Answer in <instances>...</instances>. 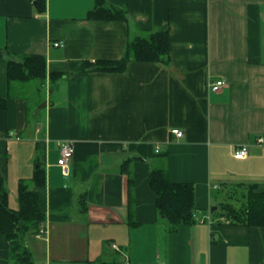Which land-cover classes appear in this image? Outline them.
I'll use <instances>...</instances> for the list:
<instances>
[{"label": "crops", "instance_id": "crops-1", "mask_svg": "<svg viewBox=\"0 0 264 264\" xmlns=\"http://www.w3.org/2000/svg\"><path fill=\"white\" fill-rule=\"evenodd\" d=\"M106 1L126 20L88 19L96 0H0V184L13 210L21 180L40 193L45 233L26 243L34 263L264 264V226L209 214L227 188L264 192V0ZM167 27L168 64L87 67ZM26 55L46 59L44 80L9 85L8 62ZM62 141L75 143L68 177ZM156 168L194 184L195 223L168 230L150 186ZM0 264H15L1 233Z\"/></svg>", "mask_w": 264, "mask_h": 264}, {"label": "trees", "instance_id": "trees-1", "mask_svg": "<svg viewBox=\"0 0 264 264\" xmlns=\"http://www.w3.org/2000/svg\"><path fill=\"white\" fill-rule=\"evenodd\" d=\"M90 20L125 21V12L115 6H109L106 0H96L95 7L88 14ZM170 29L162 28L147 36L131 39L125 54L120 60H99L87 67L98 72H123L131 61L157 62L168 64L170 61ZM84 71V69H83ZM46 75V59L39 55L22 56L7 64V80L27 82L43 81ZM7 98H0V110L7 108ZM129 172L128 163L123 167ZM32 182L37 189L45 186V171L39 165L35 168ZM150 186L156 195V207L170 232L180 225L196 222V188L192 183H174L168 177L165 168H156L150 173ZM240 204L222 202L210 211L231 224L247 226H264V192H259L256 185L246 186ZM19 208L9 207V192L0 184V233L5 236L10 247L11 258L16 264H35L30 249L26 246L28 235H37L45 223L46 215L41 210L39 192L31 190L25 180L18 188ZM99 264H117L101 262Z\"/></svg>", "mask_w": 264, "mask_h": 264}, {"label": "built area", "instance_id": "built-area-1", "mask_svg": "<svg viewBox=\"0 0 264 264\" xmlns=\"http://www.w3.org/2000/svg\"><path fill=\"white\" fill-rule=\"evenodd\" d=\"M59 43H56L55 46H59ZM225 85L224 80H217L214 82H211L209 84V87L211 91L216 92L219 91L223 86ZM172 134L175 135L178 138L183 137L184 133L179 129H173ZM263 140L260 139V142ZM59 160H58V166L62 169V173L65 177H68L70 175V166H71V160L75 153V143L73 141H62L59 143ZM249 154V148L248 146H241L239 148H236L234 152V157L238 160H244L248 157ZM209 214L211 215L210 211ZM209 215V219H210ZM45 233L44 227H41L40 231L37 233L36 237L41 238L43 234ZM114 248L117 249L116 245H113Z\"/></svg>", "mask_w": 264, "mask_h": 264}, {"label": "rangeland", "instance_id": "rangeland-1", "mask_svg": "<svg viewBox=\"0 0 264 264\" xmlns=\"http://www.w3.org/2000/svg\"><path fill=\"white\" fill-rule=\"evenodd\" d=\"M226 193L223 196V201L225 203H234L237 206L240 204V201L238 199H241L242 195L245 193V189L241 188V187H231V188H227L226 190H224ZM243 198V197H242ZM18 206L14 209H17ZM25 241L27 243V245H31L30 243H32V241L34 242V239L31 238V235L26 236ZM30 247V246H29ZM36 264H39L38 260H35ZM16 264V262H15Z\"/></svg>", "mask_w": 264, "mask_h": 264}]
</instances>
